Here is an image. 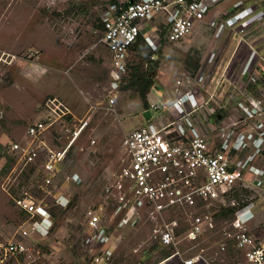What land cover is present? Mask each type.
Segmentation results:
<instances>
[{
  "label": "rangeland",
  "instance_id": "rangeland-1",
  "mask_svg": "<svg viewBox=\"0 0 264 264\" xmlns=\"http://www.w3.org/2000/svg\"><path fill=\"white\" fill-rule=\"evenodd\" d=\"M104 2L0 0V57L4 52L16 56L10 66L0 71V245L22 242L28 248L23 255L9 256V264H88L85 213L107 201L105 186L113 181V175L125 162L126 136L149 125L144 119L145 107L138 93L124 90V83L110 82V55L98 28ZM215 11L220 15L229 11L217 28L209 24L214 15L208 17L207 21L197 23L194 32L182 41L163 43L152 56L154 64L145 63L154 81L148 95L150 104L168 108L169 114H164L165 117H174L179 107L178 81H186L185 87L191 84V89L205 97L215 91L216 103L211 102L210 109L229 107L221 110V120H215L206 109L194 118L201 131L212 139L215 137L212 129L223 123L229 125L239 117L238 99L245 94L246 101L248 97L261 99L264 93V74L257 61L249 65V78L248 71L244 75L246 86L233 85L240 82L241 65L245 60H252L255 53L264 57V0H225ZM244 26L247 30L254 29L247 40L251 41L255 52L242 46L244 49L235 54L237 31ZM231 59L233 63L224 78ZM139 60L138 54L132 53L129 65ZM209 76V92H205L201 86ZM230 95L231 102H227L226 97ZM112 97L115 98L113 106L109 103ZM53 99L64 104L71 114L52 125L47 120L46 103ZM249 105L247 101L246 106ZM150 113L157 118L158 111L150 110ZM81 121L88 125L70 149L72 154L69 155V151L60 167V176L50 189L43 188L34 167L24 165L12 145L18 144L22 150L41 144L55 151L64 149ZM253 122L246 123V130H251ZM38 123L50 127L32 138L27 134L28 129ZM92 141H96L95 147ZM41 153L44 159L45 150ZM72 174H77L82 182L69 183L67 178ZM244 185L240 183L224 199L198 213L177 210L154 217L141 210L133 223L117 221L111 231L113 264H159L166 257L164 252L173 253L175 247H156L159 240L155 230L174 221L178 224L177 248L185 251L183 256L203 254L213 264H241L242 257L227 236L233 231L232 222L238 217L253 232L264 234V187ZM56 192L64 193L70 203L73 200V207L65 213H57L47 237L37 233L30 238L22 237L21 230L30 231L31 223L15 206L14 199L26 193L35 202L61 211L55 207L50 194ZM240 201L248 206L234 218L220 217L223 208L238 206ZM200 214L211 217V225L207 221L200 240L191 243L186 235L192 220ZM248 215L251 217L247 218ZM224 244L225 251L221 249Z\"/></svg>",
  "mask_w": 264,
  "mask_h": 264
},
{
  "label": "built area",
  "instance_id": "built-area-1",
  "mask_svg": "<svg viewBox=\"0 0 264 264\" xmlns=\"http://www.w3.org/2000/svg\"><path fill=\"white\" fill-rule=\"evenodd\" d=\"M224 2L225 0H105L100 13L101 41L110 54L111 84L123 83L128 73L132 50L140 38L159 50L163 43L182 41L194 32L197 23L207 21L213 15L209 24L212 28H217L222 22L221 18L229 12L220 15L215 11ZM253 30H247L246 26L238 29L235 54L244 49L242 46H249L255 52L253 44L247 40V36L253 35ZM255 55L252 60H245L241 65V79L237 84L233 83L234 86H246L244 75L249 71V78V65L256 62ZM15 59L16 56L4 52L0 57V71L3 67L10 66ZM232 63L231 59L225 68L224 78H227ZM209 78L210 76L201 86L205 92H209ZM185 83L186 81L177 82L179 107L175 110L174 117L164 116L169 114L168 108L152 104L149 111H158L160 117L126 136L123 142L125 162L120 171L113 175V181L105 186L107 201L85 213V240L90 251L88 264H113V225L121 219L122 222L133 223L141 210L154 217H162L177 210L194 214L224 199L240 183L243 186L249 183L248 187L253 188L264 187V93L261 99L248 97L249 106H246V94L241 99L237 98L236 111L240 114L239 117L229 125L223 123V126L212 129L215 132L212 139L201 131L194 118L206 109L215 120H221L218 118L219 115L223 117L221 110H228L229 107L210 109L211 102L216 101L215 91L205 97L203 93L191 89V84L185 87ZM219 83L220 81L216 86ZM109 103L113 106L115 98L112 97ZM46 109L47 120L52 125L71 114L57 99L49 100ZM248 121H254L251 130H246ZM87 125L88 123L81 121L69 144L61 150L55 151L43 144L27 150L13 144L12 149L20 153L24 165L34 167L42 187L50 189L60 176V167L67 160L70 149ZM49 127L48 124L38 123L31 126L27 134L35 138ZM92 145L95 147L96 141H92ZM42 149L45 150L44 159ZM67 180L75 184L82 182L77 174L68 176ZM50 194L57 205L55 207L62 210L69 208L70 198L64 193ZM24 195L14 199L15 206L31 223L30 231L21 230L22 237L30 238L35 233L47 237L55 222L49 207L35 202L26 193ZM210 218L200 214L192 220V226L186 235L189 242L200 240L205 223L209 221L208 224L211 225ZM177 227L178 224L174 221L155 230L162 247L176 249L159 264H170L174 260L177 264H213L203 254L183 256L185 251L177 248ZM231 227L233 231L227 236L241 255V264H264V234L253 232L238 217ZM200 249L204 250V247ZM221 249L225 251L226 245H222ZM26 252L28 248L22 242L0 245V264H9V256L23 255Z\"/></svg>",
  "mask_w": 264,
  "mask_h": 264
},
{
  "label": "trees",
  "instance_id": "trees-1",
  "mask_svg": "<svg viewBox=\"0 0 264 264\" xmlns=\"http://www.w3.org/2000/svg\"><path fill=\"white\" fill-rule=\"evenodd\" d=\"M98 28L101 29V23L98 24ZM157 50L154 49L152 45H150L147 41H145L143 38H140L135 45V47L132 50V53L138 54L140 60L135 65H129L128 66V75L124 78L123 83L125 84L124 87H122L124 90H132L133 92L138 93L140 98L142 99V103L145 107V110L150 109V103L148 101V95L150 94L152 88L154 87V81H153V74L150 72L149 69H145V63L148 64H154L155 62L152 60V56L156 54ZM122 83V84H123ZM72 150V149H71ZM72 152L70 151L69 155H71ZM33 171L31 172V174ZM30 174V176H31ZM76 200V198H75ZM73 200L70 203V206L67 210L71 209L73 207L72 204ZM248 203H245L240 201L238 206L229 207V208H223L222 213L220 214L221 218H234L236 213L241 211L242 209L246 208ZM67 210H61L57 211L54 207H49V211L52 214L54 218L57 217V213H65ZM156 247H161L160 243L155 245ZM172 253L170 251H165L164 255L165 258L169 257Z\"/></svg>",
  "mask_w": 264,
  "mask_h": 264
},
{
  "label": "crops",
  "instance_id": "crops-1",
  "mask_svg": "<svg viewBox=\"0 0 264 264\" xmlns=\"http://www.w3.org/2000/svg\"><path fill=\"white\" fill-rule=\"evenodd\" d=\"M249 47V46H248ZM248 47H246V49L248 48ZM249 49H250V47H249ZM251 50V49H250ZM159 50H157V52H158ZM252 51V50H251ZM253 52V51H252ZM110 55V54H109ZM249 59V58H248ZM254 59H256V61L259 63V66H260V68H261V70L263 71V74H264V57L263 56H261V53H259L258 55H255L254 56ZM109 61H110V69H111V60H110V58H109ZM249 72V71H248ZM247 90L249 89V87L248 88H246ZM150 95V94H149ZM227 98V102H231V99H232V96L230 95V96H228V97H226ZM148 101H149V96H148ZM149 103H150V101H149ZM232 104V103H231ZM151 105V104H150ZM147 111H149V110H147ZM145 112H146V110H145ZM144 112V113H145ZM157 117H159L158 115H157ZM145 119V118H144ZM155 118H153V115H151L150 116V118H149V124H150V122H152L153 120H154ZM146 120V119H145ZM142 127V126H141ZM246 212H248V211H246ZM251 216H249L248 215V217L247 218H250Z\"/></svg>",
  "mask_w": 264,
  "mask_h": 264
},
{
  "label": "water",
  "instance_id": "water-1",
  "mask_svg": "<svg viewBox=\"0 0 264 264\" xmlns=\"http://www.w3.org/2000/svg\"><path fill=\"white\" fill-rule=\"evenodd\" d=\"M150 116H151L150 111H146V112L144 113V118H145L147 121L149 120ZM218 118L221 119V115H219Z\"/></svg>",
  "mask_w": 264,
  "mask_h": 264
}]
</instances>
